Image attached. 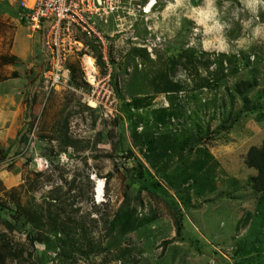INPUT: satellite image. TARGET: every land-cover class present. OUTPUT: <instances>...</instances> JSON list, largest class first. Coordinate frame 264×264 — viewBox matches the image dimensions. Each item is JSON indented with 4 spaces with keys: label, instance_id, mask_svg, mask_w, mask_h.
Here are the masks:
<instances>
[{
    "label": "rangeland",
    "instance_id": "rangeland-1",
    "mask_svg": "<svg viewBox=\"0 0 264 264\" xmlns=\"http://www.w3.org/2000/svg\"><path fill=\"white\" fill-rule=\"evenodd\" d=\"M17 1L0 0V96L20 89L26 104L38 89L45 53ZM217 2L222 19L205 0H119L114 32L102 36L104 51L98 38L75 37L65 84L48 95L38 91L31 127L15 155L19 174H11L10 159L0 163V264H190L192 256L214 264L228 250L238 264L259 263L241 256L264 246L248 242L232 252L229 245L245 237L244 230L237 237L230 232L231 213L244 212L243 205L254 214L252 223L245 216L252 229L245 240L264 244V205L255 202L243 163L246 149L264 134V107L236 117L244 103L231 88L250 81L256 68L258 85L247 106L257 104L264 91V40L238 49L249 13L241 0H228L225 13V0ZM258 16L264 21V8ZM98 51L105 69L94 57ZM231 55L238 73L224 83L219 76L234 67L226 59ZM243 55L250 57L248 68ZM108 72L115 102L103 110L95 99ZM169 81L182 91H165ZM136 159L159 196L137 181ZM211 193L219 197L209 202ZM173 203L186 229L175 241L182 246L168 247L164 242L175 237ZM127 212L136 222L124 230ZM34 213L45 228L33 225ZM49 214L68 227L67 234L55 228L50 245L43 239Z\"/></svg>",
    "mask_w": 264,
    "mask_h": 264
},
{
    "label": "built area",
    "instance_id": "built-area-1",
    "mask_svg": "<svg viewBox=\"0 0 264 264\" xmlns=\"http://www.w3.org/2000/svg\"><path fill=\"white\" fill-rule=\"evenodd\" d=\"M28 30L41 34L47 55L46 69L36 90L48 95L60 84H65L64 74L68 66L70 51L79 44L77 35L98 38L105 50L102 36L114 32V11L119 0H18ZM147 12L146 8L143 9ZM110 23L111 31L107 32ZM97 25L98 30L95 28ZM101 28V29H100ZM105 54V53H103ZM106 60L105 56L103 57ZM101 92L95 103L103 110L114 108V92L110 73L100 79ZM39 92V93H40ZM101 94V95H100ZM226 251V253H228Z\"/></svg>",
    "mask_w": 264,
    "mask_h": 264
},
{
    "label": "trees",
    "instance_id": "trees-1",
    "mask_svg": "<svg viewBox=\"0 0 264 264\" xmlns=\"http://www.w3.org/2000/svg\"><path fill=\"white\" fill-rule=\"evenodd\" d=\"M23 13L24 12L22 10H20V15H21L22 19H23ZM81 37L87 38L85 35H81ZM41 42H42V39H41ZM42 50L44 51L43 45H42ZM46 56L47 55H45V57H44V64H43V68H42L41 72H43L46 69V63H47V57ZM94 57L96 59L97 64L102 67L101 69H103L104 68V62L102 60V57H101L99 51L97 53H95ZM230 57L226 58V59L228 61V64L229 65L234 64V67L227 74L219 76L220 80L224 81V83H226V79L228 78L229 75L233 76V75H236L238 73V67H237V62H236L237 60L234 59L235 58L234 56H232L231 58ZM242 59H243L242 65L244 67H247V68L250 67V65H251L250 57L243 55ZM217 62L220 65V67L223 69V67H222L223 60L222 61L219 60ZM251 69L252 68H250L249 70H251ZM251 75H252V78L250 81L241 80V81L235 83L231 88V91L233 92L234 96H238L240 99H242V101L244 103V109L239 111L237 113L236 117L239 116V113H242L247 109H248V111H258L259 107H264V106H262V105H264V91L261 92L259 96H257V98H258L257 104H253L249 107L247 106V104H248V100H247L248 93L250 91H252L258 85V77L256 76L257 75V69L256 68L251 71ZM160 77L164 78L163 74H159L157 78H160ZM262 79L264 81V76L262 77ZM160 80H161V78H160ZM169 84H170V88L169 89L165 88L164 89L165 91L173 90L174 92H180L183 89L182 85L179 83H173V81H169ZM167 85H168V83H167ZM35 88H36V86L33 89H35ZM36 90L37 89L32 91V93H31L32 95H31L30 99H28V101H27V109H26V114H25V118L27 119V122L25 123L24 127L18 132L16 139L13 141V144L11 146L12 148L11 149L8 148L2 152V155H1L2 158L0 159V162L4 161L6 159V157H11V156L18 154L17 151L19 150L20 145L22 144L27 132L29 131V129L31 127L30 120L32 118L33 109L35 108V101H36L35 99L37 96ZM116 96L119 99L121 98V95L119 94L118 91L116 92ZM232 100H233V98H232ZM121 108L124 110H127V108H125V107L123 108L122 105H121ZM261 117H262V115H260V113H258L257 121H259V119ZM0 153H1V151H0ZM243 163L245 165V168L248 169V173H249V176H247V180H248L247 182L249 183L251 190L254 193H257V194H255L256 195L255 202L259 203L262 200V203L264 205V134L263 133L260 135L259 144H257V145L256 144H250L249 147L246 149V152H245L244 158H243ZM136 166L137 167L135 168V172L137 173V179H138L137 181L139 183H141V185L146 190V192H148L149 194H153L155 196H159V195H157L155 190L152 189V187L149 185L148 181L146 180V173L144 171L143 164L138 159H136ZM175 205L176 204L173 203V208L175 207ZM181 214L182 213L180 211H178V208L176 209V207H175L174 208V216H173V223H174V228H175V237L171 240H167L166 242H164L165 244L172 243L174 241H178L181 238L183 239V235H182L183 227H182V221L180 219ZM32 216L35 219V221H34L35 223L33 225L36 228H38V229L45 228L46 223L44 221H42V219L39 216H37L35 213L32 214ZM125 216H126V220L124 221V218H122V221H124V222H121V224L124 227V230L133 229L134 222H136V221L134 219L131 220L130 214L128 212L125 214ZM49 218H50V221H49L50 229L48 230L49 234L43 235V239L46 241V243L48 245H50V242L52 241L51 235L53 233L52 231L55 228L60 227V233H63V234L68 233L66 230V228H68V227H66V224L64 222L57 221V215L49 214ZM113 222L115 224L114 220L111 221V223H113ZM145 224L148 225L147 223H145ZM134 227H136V226H134ZM56 231L58 233L59 230L57 229ZM54 238H60V237H57L55 234ZM59 240H61V242L66 241L65 239H59ZM82 252L85 255L88 254V252H84V251H82ZM121 258L124 259V256H122Z\"/></svg>",
    "mask_w": 264,
    "mask_h": 264
},
{
    "label": "crops",
    "instance_id": "crops-1",
    "mask_svg": "<svg viewBox=\"0 0 264 264\" xmlns=\"http://www.w3.org/2000/svg\"><path fill=\"white\" fill-rule=\"evenodd\" d=\"M41 49H42V43H41ZM21 82L25 83V81H21ZM33 88H32V91L35 90ZM23 96L24 95L21 94L20 89L18 91L15 90L12 93L11 92L4 93V94H2V96H0V148L2 149L1 153L8 148L9 149L12 148L11 147L13 144L12 141H14L16 139L18 132L24 127L25 123L27 122V119L25 118L27 103L25 104L26 101L24 100ZM36 100H37V96H36ZM6 130H7V132H6ZM11 132L13 134L8 135ZM8 141H11V143H12L10 146L8 145ZM16 158H18V157L14 155L11 157H6V159L4 161L0 162V163L4 164V166L9 165V163L7 162L9 159H10L11 163L14 162V165H13V167H11L10 171H11V174L14 173L15 176L19 174V170H20L18 168L19 166L17 167V159ZM208 195H209L208 196L209 202L214 200V198L219 197V194L216 195L214 193H211ZM241 208L244 209L243 210L244 212H240V211H238V209H236L235 212L231 213L232 221L234 224L231 225V227H230L231 231L230 232L232 235H234V237H237L240 235V232L242 230H244V233H245L244 236L245 237L238 239L234 243V246L232 244L229 245L230 251L232 250V252L234 250L238 251L239 249H243V246H246V243H248V242H249L250 248H254L256 245L262 246V247L264 246V244L259 245L258 242H256V240H252L251 238L245 240L246 237L250 236V233L252 231V229L249 227V224L248 225L246 224L248 221L244 220L245 216H249L250 217L249 220H251L250 223H252V221L254 222V214H253L252 209L251 210L249 208L247 209L244 205ZM186 217H188V216L186 215ZM182 222H183V224H182L183 229H186L184 226V220H182ZM170 223H171V225H173L172 221H170ZM243 223H245V224L243 225ZM195 225H197V221L191 219V226L193 227ZM192 227H191V230H192ZM248 240H252V241H248ZM262 242L264 243L263 239H262ZM222 245H225V244L222 243ZM166 246L170 247V246H182V245L174 241L172 243L167 244ZM168 247L166 248V251L164 254L167 253ZM164 254H163V256H164ZM226 254H228V255H226ZM220 255H221V257H215L214 259H212L215 262L214 264H238V260L233 259L229 255V252L225 253V254H220ZM252 257H254L253 261L259 262L258 264H264V249H262L260 252H259V250H255L254 252L248 251L246 254L241 256V258L246 259V260H250ZM234 258H235V256H234ZM206 259H207L206 264H208V262H210V258L200 259V258H195L194 256H192V258L191 257L189 258V260L191 262L190 264H197V263L200 264L201 262H204V260L206 261Z\"/></svg>",
    "mask_w": 264,
    "mask_h": 264
},
{
    "label": "clouds",
    "instance_id": "clouds-1",
    "mask_svg": "<svg viewBox=\"0 0 264 264\" xmlns=\"http://www.w3.org/2000/svg\"><path fill=\"white\" fill-rule=\"evenodd\" d=\"M241 4L243 5V10L249 13L248 17L244 19L243 25H242V31L244 32V35H241L236 40V46L237 48H243L246 45L250 46L254 41H262L264 40V21L259 20L258 13L262 8H264V0H241ZM211 6L216 9L217 11V17L222 19L223 13L221 12V6L218 4L217 0H205L204 6ZM228 0H225L223 4L224 13L225 10L229 8ZM152 6H149V9ZM20 10V8H19ZM232 16L234 19L239 18V14L237 11L232 12ZM223 22V20H222ZM227 27H230V25H226ZM42 39V45H43V38ZM224 50H230V49H224Z\"/></svg>",
    "mask_w": 264,
    "mask_h": 264
},
{
    "label": "bare ground",
    "instance_id": "bare-ground-1",
    "mask_svg": "<svg viewBox=\"0 0 264 264\" xmlns=\"http://www.w3.org/2000/svg\"><path fill=\"white\" fill-rule=\"evenodd\" d=\"M86 63H87V65H88V67L90 68V69H92L93 67V60H92V58H87L86 59ZM92 77V76H91Z\"/></svg>",
    "mask_w": 264,
    "mask_h": 264
}]
</instances>
